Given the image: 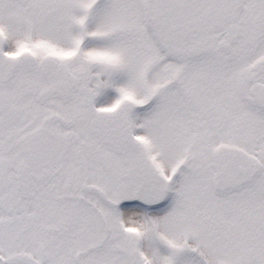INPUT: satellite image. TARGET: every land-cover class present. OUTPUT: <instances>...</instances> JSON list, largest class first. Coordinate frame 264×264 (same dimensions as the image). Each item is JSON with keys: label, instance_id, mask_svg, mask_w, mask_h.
Listing matches in <instances>:
<instances>
[{"label": "snow or ice", "instance_id": "1", "mask_svg": "<svg viewBox=\"0 0 264 264\" xmlns=\"http://www.w3.org/2000/svg\"><path fill=\"white\" fill-rule=\"evenodd\" d=\"M0 264H264V0H0Z\"/></svg>", "mask_w": 264, "mask_h": 264}]
</instances>
